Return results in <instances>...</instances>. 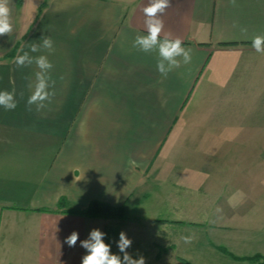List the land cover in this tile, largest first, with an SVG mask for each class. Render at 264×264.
Listing matches in <instances>:
<instances>
[{"label": "crops", "instance_id": "1", "mask_svg": "<svg viewBox=\"0 0 264 264\" xmlns=\"http://www.w3.org/2000/svg\"><path fill=\"white\" fill-rule=\"evenodd\" d=\"M149 2L11 0L0 91L14 93L17 106L0 107V264H81L80 241L97 228L117 254L125 232L145 264L231 258L219 248L234 255L257 233L248 213L264 202L237 193L212 200L207 190L236 181L252 190L264 170V54L252 46L264 35V0H170L161 37L180 38L191 61L167 75L157 50L134 44L147 34ZM42 36L51 53L29 51L33 62L18 67L16 56ZM40 55L53 64L55 95L37 111L27 101ZM95 201L126 207V218L79 214ZM73 231L79 239L69 247Z\"/></svg>", "mask_w": 264, "mask_h": 264}, {"label": "clouds", "instance_id": "2", "mask_svg": "<svg viewBox=\"0 0 264 264\" xmlns=\"http://www.w3.org/2000/svg\"><path fill=\"white\" fill-rule=\"evenodd\" d=\"M11 0H0V36H9L13 32V23L11 19ZM230 3L235 6L236 0H230ZM170 7V0H150L149 5L143 8V13L146 17V35H137L134 44L141 51L150 53L154 49L158 51L160 60L157 63V70L162 75H167L174 68H178L181 62L184 64L191 61V50L182 46L183 42L180 38L172 39L168 36L161 37L164 29V21L160 18L165 10ZM246 32V29H241ZM42 44L31 43L28 45V51H23V54L17 55L15 64L18 67H24L26 62L31 64L32 58L29 57V51L38 52L42 47L49 53L53 50V41L49 37H41ZM252 46L258 52L264 54V35H256L252 39ZM164 62H167L168 67H165ZM35 65L39 72L36 73V84L31 95L28 98V105H35L37 111L46 107L50 103L54 91H49L50 70L53 64L49 61L47 55H40L35 58ZM55 82L51 81V88ZM17 106L14 93L9 91H0V107L6 110H13ZM106 233L100 229H92L88 237L80 241V246L85 250V255L81 258V264H145V258L140 255L134 258L128 251L132 245V240L128 238L123 231L119 234V240L116 241V246L119 250L117 254L111 250V244L105 242ZM79 239V233L73 231L64 240V243L69 247H75ZM185 243H190V237L182 238Z\"/></svg>", "mask_w": 264, "mask_h": 264}, {"label": "rangeland", "instance_id": "3", "mask_svg": "<svg viewBox=\"0 0 264 264\" xmlns=\"http://www.w3.org/2000/svg\"><path fill=\"white\" fill-rule=\"evenodd\" d=\"M261 111V110H260ZM260 115V114H259ZM257 116V115H256ZM262 117V115H261ZM255 133L257 131H254ZM259 145H257V147H259L261 144L258 143ZM230 174V173H229ZM232 176H234V174H230ZM238 175V174H237ZM254 183H253V187L252 190L250 189H245L243 187V185L241 183H239L238 181L234 182V183H225V182H221L220 184L218 183V186L215 187V189H210V190H207L208 193H209V197H211V199H225L226 197H231L233 196L235 193H237L235 196H237L238 198L239 197H247L250 198L252 197L253 199H257L258 202H264V170L263 172H260V173H254ZM242 187V188H240ZM149 203L151 204L152 201ZM153 204V203H152ZM223 206V205H222ZM222 206L220 205H209V206H206V209L209 210L208 212H211L212 214H217L219 215L221 212V208ZM143 208H148L150 207L149 204L148 205H144L142 206ZM195 206L193 205H189V211L190 213H195L196 211H194L195 209L193 208ZM234 207V206H233ZM237 208L239 206H236ZM142 208V212H148V213H153V210L155 212H157L159 206L156 204V205H153V207L151 208L152 210H149V211H145L144 209ZM260 210H264V205H257V207L251 211V213H248L249 210L247 211L248 214H250L249 216V220L250 221V227L253 228L254 225H256L255 229H257V233L255 234V230L252 229L253 233H254V237H251V236H247L246 238H244V242H243V245L239 246V249H232L233 250V253L234 255H240V256H245V257H254L255 255H261L264 257V251L261 250L260 251V246L258 247V244L259 243H254L255 241V235L257 236V239L259 238L261 240V245L264 246V211L260 213ZM210 213V214H211ZM150 215V214H149ZM253 216L255 218H253ZM258 216V217H257ZM164 217H168L164 214ZM250 234V233H249ZM207 240V238H206ZM207 242V241H206ZM224 247V246H223ZM222 248V247H221ZM256 250V251H255ZM195 252V251H194ZM222 254H224L222 251H221ZM229 253V252H228ZM226 256H229L231 255L230 257H236L234 256L233 254L229 253V255L227 254H224ZM211 259H210V257ZM208 254H205V258H200L198 261V264H241L240 262L236 263L234 258H228V257H222V258H225V259H222V260H217L216 257L214 255H209ZM262 257V258H263ZM240 258H244V257H240ZM264 259H257L255 260V262H251V261H247L246 263L244 264H257V263H263ZM236 261H240V260H236ZM235 262V263H234ZM195 264V263H194Z\"/></svg>", "mask_w": 264, "mask_h": 264}, {"label": "trees", "instance_id": "4", "mask_svg": "<svg viewBox=\"0 0 264 264\" xmlns=\"http://www.w3.org/2000/svg\"><path fill=\"white\" fill-rule=\"evenodd\" d=\"M44 7L46 6V3H44L43 5ZM42 7V9L44 8ZM42 10L40 11L41 14ZM20 43H18L14 49L12 50L11 53L7 54L6 58L8 59H12L15 57L18 49H19ZM126 212H127V208L126 207H120L119 209L116 207H113L107 203L104 202H92L88 208H86L83 211H79V214H82L84 216L90 217V218H102V219H125L126 218ZM220 251H222L224 254L229 255L228 251L225 250L224 248H219ZM231 256V255H229ZM261 255H255L254 257H244V258H240V257H232L235 260H240V261H251V262H255V260L261 258L264 259V257ZM264 261V260H263ZM185 264H188L187 262H185ZM257 264H264L263 263H257Z\"/></svg>", "mask_w": 264, "mask_h": 264}]
</instances>
